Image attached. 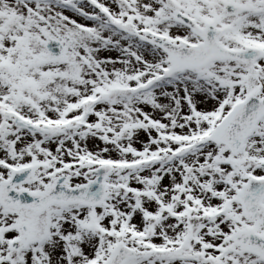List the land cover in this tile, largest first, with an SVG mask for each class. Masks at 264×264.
I'll use <instances>...</instances> for the list:
<instances>
[{"label": "snow or ice", "instance_id": "snow-or-ice-1", "mask_svg": "<svg viewBox=\"0 0 264 264\" xmlns=\"http://www.w3.org/2000/svg\"><path fill=\"white\" fill-rule=\"evenodd\" d=\"M0 264H264V0H0Z\"/></svg>", "mask_w": 264, "mask_h": 264}]
</instances>
